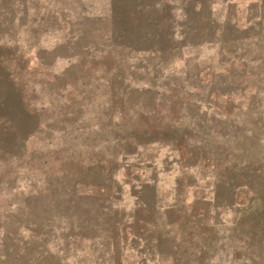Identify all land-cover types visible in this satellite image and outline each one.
<instances>
[{"label":"rangeland","instance_id":"rangeland-1","mask_svg":"<svg viewBox=\"0 0 264 264\" xmlns=\"http://www.w3.org/2000/svg\"><path fill=\"white\" fill-rule=\"evenodd\" d=\"M259 223L264 0H0V264H264Z\"/></svg>","mask_w":264,"mask_h":264},{"label":"trees","instance_id":"trees-1","mask_svg":"<svg viewBox=\"0 0 264 264\" xmlns=\"http://www.w3.org/2000/svg\"><path fill=\"white\" fill-rule=\"evenodd\" d=\"M251 232L253 234V237H259L261 239L260 243L264 244V223H259V225H257L256 227H251Z\"/></svg>","mask_w":264,"mask_h":264}]
</instances>
